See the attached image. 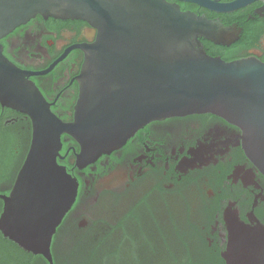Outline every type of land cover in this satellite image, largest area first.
<instances>
[{
  "label": "flooded vegetation",
  "instance_id": "af4514ba",
  "mask_svg": "<svg viewBox=\"0 0 264 264\" xmlns=\"http://www.w3.org/2000/svg\"><path fill=\"white\" fill-rule=\"evenodd\" d=\"M166 1L225 28L226 45L200 40L209 56L264 62L262 1L228 13ZM95 37L84 21L36 16L0 44L3 56L26 74L50 111L69 122L79 95L80 47ZM7 110L1 108L0 127L13 136L15 151L0 178V195L9 194L28 150L27 118ZM240 137L237 127L210 114L167 118L144 125L121 147L78 170L72 163L77 152L69 153L73 148L61 154L72 140L62 136L61 161L71 166L68 173L78 190L54 237L79 231L113 264H226L228 250L255 255L259 247L261 257L245 261L264 264V240L248 244L245 237L253 233H240L241 240L234 241L229 232L231 223L239 231L264 227V175L246 156Z\"/></svg>",
  "mask_w": 264,
  "mask_h": 264
},
{
  "label": "water",
  "instance_id": "95a60500",
  "mask_svg": "<svg viewBox=\"0 0 264 264\" xmlns=\"http://www.w3.org/2000/svg\"><path fill=\"white\" fill-rule=\"evenodd\" d=\"M178 1L219 13L264 3ZM36 16L84 21L96 37L80 47L79 95L69 122L50 111L26 74L3 56L0 44V107L25 116L31 125L25 159L9 194L0 195L4 238L53 264V237L78 190L77 179L58 163L64 135L77 144L72 163L82 170L150 122L210 114L241 131L246 156L264 175V62L209 56L200 40L226 45L222 25L166 0H0V40ZM229 232L234 241L241 240L240 233H253L245 237L248 244L264 240L260 225L239 231L231 223ZM259 250L255 255L228 250L223 259L254 264L246 261L260 258Z\"/></svg>",
  "mask_w": 264,
  "mask_h": 264
},
{
  "label": "trees",
  "instance_id": "16d2710c",
  "mask_svg": "<svg viewBox=\"0 0 264 264\" xmlns=\"http://www.w3.org/2000/svg\"><path fill=\"white\" fill-rule=\"evenodd\" d=\"M210 55H215L212 51ZM228 62V60H224ZM1 111V107H0ZM10 114L11 110H7ZM22 117L21 114H16ZM30 121L27 119L26 122V142L27 148L30 144L31 127ZM12 135L5 134L0 127V178L3 177L5 170L7 169L10 162L13 161L15 151V140ZM67 147V148H66ZM65 149L61 152L62 156L65 154L68 148H73L69 152L70 154L78 152L77 144L71 140L67 144ZM25 159V157H24ZM24 159L20 162L22 165ZM59 164L66 166L69 172L71 166L66 160H58ZM3 204L0 199V214L2 212ZM92 241L86 235L78 232L63 233L53 238L51 244V253L53 258V264H113L112 259L108 258L103 254L98 253V247L91 246ZM0 264H49L42 256H35L31 253H27L16 244L4 238L0 233Z\"/></svg>",
  "mask_w": 264,
  "mask_h": 264
}]
</instances>
